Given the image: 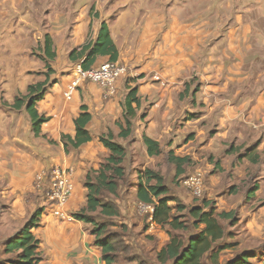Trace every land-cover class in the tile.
<instances>
[{"label":"crops","instance_id":"obj_1","mask_svg":"<svg viewBox=\"0 0 264 264\" xmlns=\"http://www.w3.org/2000/svg\"><path fill=\"white\" fill-rule=\"evenodd\" d=\"M180 1L71 0L74 9L65 14L68 1L56 0L61 9L54 20L48 22L45 12L36 26L35 0H0V231H19L43 209L33 230L42 264H105L89 225L62 221L44 209L34 181L54 167L72 168L75 192L66 210L74 215L87 207L88 170L105 152L95 140L109 131L120 133L125 101L119 92L126 82L127 91L137 89L140 99L136 141L146 135L161 147L158 156H149L145 148L144 170L162 171L166 179L157 158L165 156L167 165L169 154L186 159L183 173L177 177L174 164L172 174L179 181L201 174L204 198L196 201L182 187L173 194L186 206L207 202L206 211L235 212L234 225L221 221L232 234L224 244L234 245L221 252L218 264L243 252H254L250 264H264V0H211L194 15ZM103 23L118 50L117 61L129 66L130 75L115 95L85 83L67 101L64 90L83 61L72 62L70 55L96 41ZM47 37L56 54L55 73L36 103L38 113L49 118L36 135L26 107L13 105L28 95L29 86L48 80L34 56L35 41ZM108 61L110 55L99 56L92 68ZM83 105L92 115L87 129L93 140L66 153L62 135L75 136L74 121Z\"/></svg>","mask_w":264,"mask_h":264},{"label":"trees","instance_id":"obj_2","mask_svg":"<svg viewBox=\"0 0 264 264\" xmlns=\"http://www.w3.org/2000/svg\"><path fill=\"white\" fill-rule=\"evenodd\" d=\"M44 51L49 60L53 61L56 57L53 51V42L51 38L45 39ZM110 55L111 61H117L118 50L111 38L109 27L103 23L98 39L96 41L87 42L82 46L81 50H74L70 59L72 62L82 61V67L85 70L91 69L99 56ZM86 56V58H85ZM49 80L28 88V95L18 97L13 108L20 110L26 107L28 114L32 119V126L36 135L40 134L42 124L49 121L45 115H40L36 109V103L44 99L48 88ZM140 106V99L137 95V89H131L128 93L124 108V121L119 122L120 133L118 136L123 139L129 138L133 133L134 119L136 117V107ZM81 114L74 121L76 133L75 136L62 135V142L65 145L66 153L70 150H77L83 145L93 140L87 129L88 124L92 120V115L88 111V107H81ZM100 142L109 150L110 156L107 163L97 172L96 182L92 183L90 174L86 177L85 186L88 189L87 207L81 212L74 214L75 219L92 223V220L86 216V213L96 212L101 209L102 213L108 216L119 215L118 209L113 204L105 202L101 198L104 191L116 194L119 189V180L125 176V169L122 164L126 157V149L114 141V134L109 133L108 136H101ZM143 143L147 148L149 156H158L161 154L160 144L147 137H143ZM168 161L175 164L177 177L183 173L182 165L186 159L177 158L169 154ZM144 177L146 180H144ZM155 183H152V182ZM138 200L141 203L153 206V221L162 227H170L172 230H188V224L181 222V217L189 216L193 218L194 226L200 229V232L192 236L186 245L184 241L178 237L171 236L170 242L158 253V261L167 264H205L204 258L211 257L213 264H218V259L223 250L232 247L234 244H223L218 246V242L224 238L231 236L226 232L222 220H230L234 225L236 223L235 212L216 213L214 208L206 209L209 203H203V206L187 207L180 199L169 196V189L165 184V178L159 172L146 169L145 174L141 176L138 187ZM175 201L177 206L173 208L170 202ZM176 210L177 214H173ZM43 210H38L30 220L22 227L18 233L8 239L5 244V253L15 255L14 258L8 259L0 264H42L44 257L41 252V242L33 233L40 225V218ZM180 214V216L178 215ZM94 234L97 238L102 235V230H95ZM96 245L102 246V259L106 264H112V259L108 254L112 250L106 240L96 242ZM254 252H243L228 261L227 264H250L248 259L254 257Z\"/></svg>","mask_w":264,"mask_h":264},{"label":"rangeland","instance_id":"obj_3","mask_svg":"<svg viewBox=\"0 0 264 264\" xmlns=\"http://www.w3.org/2000/svg\"><path fill=\"white\" fill-rule=\"evenodd\" d=\"M35 1L37 2V8L32 7L31 10L32 19L36 26H39L40 19L45 12L48 14L47 20L49 22L50 18L54 20L56 11L61 9L54 5L55 3L53 2L56 0ZM66 1L68 2H65L63 7L65 14L74 9L69 3L71 0ZM180 2L181 5H183V3L188 4L189 8L191 9L190 13L194 15L198 14L204 9H207V6H209L211 0H181ZM240 2H242V0H240ZM211 14L212 13L209 15ZM43 45L45 46V40H43L42 43L40 40L35 41L34 56L41 64L40 72H43V74H45L49 80L50 76L55 73V62L49 60L47 55L44 53ZM128 88H130V86H128V83L126 82L122 90L119 92L123 102L129 93V91H127ZM122 121H124V114ZM135 128L136 126L134 123L133 133L127 139L120 138L117 134H114V141L126 149V157L122 164L123 168L125 169V176L119 180V189L116 194H111L104 191L101 196L105 202L115 205L119 211V215L108 216L103 214L101 209H99L96 212L86 213V216L92 220V223L85 222V224L89 225V230L93 234L95 230H102V235L100 237L97 238V235L94 234L96 242L100 240H106L109 243V246L112 247V250L108 254V256H110L112 259V264H163L158 261L157 255L170 242L171 236L182 239L187 245L190 238L198 234L200 229L194 226L195 220L189 216H184L180 219L181 222L188 224V230L186 231H175L170 227L159 226L155 222H151L153 212L141 207V204L143 203L138 200L137 193L141 176L145 174L146 169H149L146 167L144 170V166L149 161V158L146 153V147L144 143L142 141L137 142L135 139L137 138V135L135 134ZM110 132L112 131H109L103 135L108 136ZM97 143H100L101 145L99 146L104 148V145L100 142V139L95 140L96 145ZM104 151L106 153L103 151L99 153L102 160L97 164V166L90 167L88 170L87 176L90 174V180L92 183L96 182V177L98 174L97 172L103 165L107 163V159L110 156L109 150L105 148ZM163 157L165 156H159L157 160L160 161H158L159 167L163 168L165 171V184L169 189V196L179 199L177 196H175V194H173V192L175 190L179 191L181 187H184L178 178L172 174V166L174 164L170 163L167 165L168 162ZM156 172L162 173V171ZM144 180H146L145 177ZM152 183L155 182L153 181ZM203 198L200 200H195L201 201ZM170 205L174 206L173 208L177 206L175 201L170 202ZM187 207L192 208V206ZM173 214H177L176 210H174ZM178 215L180 216V214ZM17 232L12 229L0 231V262H4L5 260L15 257V255H7L5 253V244L8 239ZM224 243L225 240H222L218 242V246H221ZM97 246L102 251V246ZM262 255H264V253ZM203 261L205 264H213L209 255L206 256ZM167 264H172V262H168Z\"/></svg>","mask_w":264,"mask_h":264},{"label":"built area","instance_id":"obj_4","mask_svg":"<svg viewBox=\"0 0 264 264\" xmlns=\"http://www.w3.org/2000/svg\"><path fill=\"white\" fill-rule=\"evenodd\" d=\"M71 74V80L64 90V98L72 101L79 89L85 83L99 86L109 96L115 95L121 82L130 75L129 66L118 61H108L98 67L83 69L82 63L77 64ZM160 80V78H156ZM72 168L54 167L38 174L34 181V190L44 197V209L62 221H74L75 217L66 210V206L75 192ZM193 198L202 199L205 192V182L201 174L180 180ZM141 207L154 213V208L148 204ZM43 210V209H42ZM153 223V215L151 217Z\"/></svg>","mask_w":264,"mask_h":264}]
</instances>
